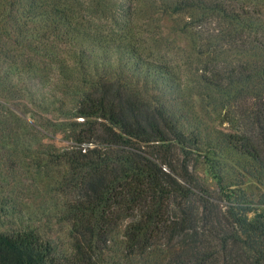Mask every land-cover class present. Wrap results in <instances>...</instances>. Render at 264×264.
I'll return each instance as SVG.
<instances>
[{"label":"trees","instance_id":"16d2710c","mask_svg":"<svg viewBox=\"0 0 264 264\" xmlns=\"http://www.w3.org/2000/svg\"><path fill=\"white\" fill-rule=\"evenodd\" d=\"M233 1L166 4L173 12L199 4L226 16H253ZM25 3L35 12L36 0ZM78 5V0L65 2L60 34H55L59 24L46 17L56 46L51 63L37 66L40 76L14 80L5 69L0 76V174L25 160L45 174L60 168L56 174L63 176L54 184L61 200L44 210L67 223L72 250L59 253L25 223L20 210L7 208L0 198V264H102L111 232L120 225L119 250L131 262L264 264V206H255L239 189L215 193L196 175L193 155L212 147L203 130L183 122L178 100L184 90L170 69L147 60L131 44L105 42L80 30ZM25 11L22 0H0V36L13 33L15 45L23 43L18 36ZM257 24L256 36L244 41L262 60L254 67L260 92L248 115L251 127L222 138L252 159L254 175L264 185V23ZM43 39L24 44L40 56ZM247 61L242 71H251ZM13 108L19 117L10 121L5 110ZM30 112L36 120L24 119ZM21 121L38 134H43L40 125L66 132L70 145L32 150L17 131Z\"/></svg>","mask_w":264,"mask_h":264},{"label":"rangeland","instance_id":"374dc122","mask_svg":"<svg viewBox=\"0 0 264 264\" xmlns=\"http://www.w3.org/2000/svg\"><path fill=\"white\" fill-rule=\"evenodd\" d=\"M68 1L36 0L33 12L22 0L26 15L19 21L21 34L18 40L23 43L15 45L16 35L11 32L9 37L0 36V76H3L1 69L14 80L40 76L35 70L39 63L46 66L51 63L55 34H60L63 29L58 18ZM263 1L234 0L233 5L246 6L245 9L253 14L241 18L226 16L199 4L173 12L167 7L166 0H78L80 30L97 35L105 42L131 44L147 60L167 66L175 76L184 90L178 100L185 116L183 122L203 130L204 141L210 142L212 147V151L202 149L193 155L196 175L215 193L220 188L239 189L255 206L261 207L264 206V185L254 175L256 165L222 137L251 127L248 115L255 108L260 92L259 68L254 70V67L261 65L262 60L258 59V52L254 53L253 46L249 43L245 46L244 41L256 36L257 23H264ZM29 12L34 15H27ZM48 16L54 24H59L54 35L50 31L51 21L46 22ZM37 36L44 38L41 43L45 47L40 56L24 44ZM57 48L63 50L64 46L59 44ZM247 60L252 72L242 71ZM207 79L214 80L215 85L207 84ZM5 101L8 107L11 103ZM13 109L11 112L5 110L7 115L4 116L10 121L19 117L18 111ZM24 119L33 121L36 117L30 112ZM21 123L17 131L29 140L32 150L46 144L57 149L70 145L66 132L40 125L43 134H38L29 125L21 126ZM27 162L14 163L10 165L11 171L0 174V198L7 203V208L15 206L20 210L25 223L31 224L42 238L50 240L59 253L68 255L72 250V239L67 223L59 220L54 211L44 210L54 199L61 200V188L54 183L63 174H56L59 167L45 174ZM123 230L124 226L120 225L111 232L109 250L102 264H140L131 262L120 252Z\"/></svg>","mask_w":264,"mask_h":264}]
</instances>
